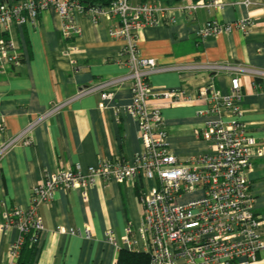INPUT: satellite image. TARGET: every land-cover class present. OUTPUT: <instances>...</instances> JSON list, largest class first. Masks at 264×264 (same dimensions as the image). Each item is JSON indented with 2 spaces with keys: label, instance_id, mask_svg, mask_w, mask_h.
<instances>
[{
  "label": "crops",
  "instance_id": "1",
  "mask_svg": "<svg viewBox=\"0 0 264 264\" xmlns=\"http://www.w3.org/2000/svg\"><path fill=\"white\" fill-rule=\"evenodd\" d=\"M149 1L169 4L167 0H133ZM169 1L177 4L199 0ZM218 1L224 4L222 9H200L180 15L175 24L139 30L142 56L155 59L160 66L222 62L264 70V0H251L249 5L248 0ZM246 18L254 23L248 34L234 30L205 41L198 36L208 21L233 23ZM76 22L81 33L71 40L64 38L62 20L53 9L42 13L35 26L12 24L8 37L22 60L18 67L0 68V147L53 104L71 100L83 87L127 72L123 42L109 34L119 20L100 18L95 24L79 14ZM230 79L224 73L197 71H167L152 76L157 91L182 89L191 98L175 103L153 102L166 120L170 151L180 162L211 154V141L198 133L209 130L219 117L209 113L210 105L199 97V92L211 85L228 95ZM241 82V119L261 151L255 152L248 179L264 239V79L246 74ZM131 99L129 86L123 85L114 90V98L106 102V108L100 107L99 93L74 100L35 127L32 145L18 143L8 148L0 160V226L15 208L29 207L33 189L49 174L76 166L88 168L101 161L133 163L142 145L136 120L122 110ZM153 186L141 178L124 183L97 180L88 202L82 200L79 190H59L51 203L40 207L45 229L35 244L38 253L34 264H117L120 251L107 242V234L114 232L121 238L128 226L141 225V195ZM72 230L79 234H71ZM20 237L15 227L0 228V264H10V246ZM257 264H264V251Z\"/></svg>",
  "mask_w": 264,
  "mask_h": 264
},
{
  "label": "built area",
  "instance_id": "2",
  "mask_svg": "<svg viewBox=\"0 0 264 264\" xmlns=\"http://www.w3.org/2000/svg\"><path fill=\"white\" fill-rule=\"evenodd\" d=\"M251 0L246 2L251 4ZM218 0H199L191 3L163 4L116 0L108 8L86 9L77 0H3L0 3V68L18 67L22 57L15 51L8 37L12 24L37 25L40 15L53 9L62 20L65 39L78 37L81 30L77 15L88 16L95 24L100 18L117 19V27L110 29L112 38L123 42L127 72L116 78L81 88L66 102L56 103L40 115L18 136L0 147V160L11 146L32 145L35 127L64 110L72 101L99 93L101 108L113 100L114 90L128 85L131 102L123 111L133 117L139 127L142 149L133 163L101 161L96 166L60 169L45 177L32 191L29 207L15 208L7 216L1 230L15 227L21 237L10 246L11 262L18 264L27 239L37 244L45 226L40 207L51 203L56 193L79 190L84 202L90 199V190L97 180L126 181L141 178L153 183L151 190L142 193V223L128 226L118 238L108 232L107 242L118 251L145 253L149 264H257L264 251L262 222L256 216V199L250 190L248 174L253 167L256 139L242 121L243 98L241 76L250 74L264 79V70L242 64L207 62L183 66H160L153 58L142 56L138 48V32L146 27L175 24L180 15L193 14L200 9H222ZM254 23L239 19L233 23L219 20L206 22L198 31L202 41L209 37L229 34L234 30L248 34ZM79 72V67L76 66ZM167 71H197L224 73L230 76V93L222 94L214 86L204 87L199 97L210 105L209 113L219 117L210 129L198 133L212 144L211 154L192 157L182 163L172 154L166 120L153 102H176L186 97L185 90H156L151 83L154 74ZM227 118V120H225ZM257 150V151H256ZM71 234H79L72 230ZM87 237L90 230L86 229Z\"/></svg>",
  "mask_w": 264,
  "mask_h": 264
},
{
  "label": "trees",
  "instance_id": "3",
  "mask_svg": "<svg viewBox=\"0 0 264 264\" xmlns=\"http://www.w3.org/2000/svg\"><path fill=\"white\" fill-rule=\"evenodd\" d=\"M77 1H79L86 9H90V8H99V7L108 8L116 0H77ZM168 1L169 0H167V3L170 4L171 2ZM37 253H38L37 246L35 244H32L31 241L27 239L21 251V258L19 264H34V260L36 258ZM117 264H149V256L145 253L121 250Z\"/></svg>",
  "mask_w": 264,
  "mask_h": 264
},
{
  "label": "water",
  "instance_id": "4",
  "mask_svg": "<svg viewBox=\"0 0 264 264\" xmlns=\"http://www.w3.org/2000/svg\"><path fill=\"white\" fill-rule=\"evenodd\" d=\"M2 2V0H0V3Z\"/></svg>",
  "mask_w": 264,
  "mask_h": 264
}]
</instances>
